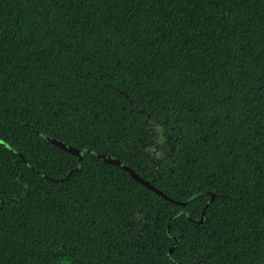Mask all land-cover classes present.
<instances>
[{"label": "trees", "instance_id": "trees-1", "mask_svg": "<svg viewBox=\"0 0 264 264\" xmlns=\"http://www.w3.org/2000/svg\"><path fill=\"white\" fill-rule=\"evenodd\" d=\"M0 94V264H264V0H0Z\"/></svg>", "mask_w": 264, "mask_h": 264}, {"label": "snow or ice", "instance_id": "snow-or-ice-1", "mask_svg": "<svg viewBox=\"0 0 264 264\" xmlns=\"http://www.w3.org/2000/svg\"><path fill=\"white\" fill-rule=\"evenodd\" d=\"M117 63H119V61H117ZM229 99H231V96H229ZM2 102H3V96L2 94H0V103ZM66 107L68 112L71 113L72 112L71 107L70 106H66ZM82 107L83 106H81V109ZM188 111H191V108H189ZM84 119H85V112L81 110L77 114L66 115L58 126V131L64 136L65 139L77 140L76 145L69 144V149L77 146L78 149H83L82 152L77 151L75 153L80 161H83L85 157L88 156L89 154V148L85 146L84 140H78L76 135V133L79 131V125L83 124ZM164 123L166 124L167 121H164ZM209 125L212 127V134L215 135L216 128L212 126L213 122L210 121ZM44 127H47L46 122ZM44 127L37 126V128L34 130V135L38 138L33 146L34 148L40 144V141L44 139V137L47 136V132L44 131ZM165 132L166 130L164 128L155 126L152 121L145 119L143 135L147 136L149 139H148V144L144 145V147L141 150L142 154L149 158H153V157L162 158L163 156H166L169 150L171 149L172 145L167 139ZM41 133H43V136H41ZM96 139L99 140V137L97 136ZM54 142L55 141L53 140V143ZM112 143L114 144L115 140H113ZM140 143L143 144V141H140ZM14 146H15L14 138L3 134V124L2 121H0V167H2L3 161L6 158V156L12 153ZM89 146H92L91 142H89ZM60 147H63V144H61ZM91 155L95 157L96 153H91ZM55 162L58 165L67 167V165L71 162V155L64 156L63 160L61 161L59 159V154H57ZM24 163L27 164L28 161L25 160ZM72 163H73V168L69 169L67 173L68 175L73 174V169L79 171V169L82 167V164L80 163H75V162ZM197 197H199V193H197ZM139 222H140V217L136 214V212H133V214L128 217L127 228L131 229L134 232H138ZM72 264H79V258H75ZM195 264H200V261H196Z\"/></svg>", "mask_w": 264, "mask_h": 264}, {"label": "water", "instance_id": "water-1", "mask_svg": "<svg viewBox=\"0 0 264 264\" xmlns=\"http://www.w3.org/2000/svg\"><path fill=\"white\" fill-rule=\"evenodd\" d=\"M54 141L55 142L53 143V140H50V143L53 144L54 146H56L57 148H59L60 150L68 153V154L76 155L75 154L77 152L76 149H74V148L69 149L68 145H66L62 142L56 141V140H54ZM61 144H63V147H60ZM97 159L103 163L110 164V165H113V166L119 168L120 170L127 173L135 182L139 183L140 185H142L145 188H148V189L154 191V187L148 181H145L142 178H140L132 169L125 166L120 161H118L112 157L106 156V155H98Z\"/></svg>", "mask_w": 264, "mask_h": 264}, {"label": "flooded vegetation", "instance_id": "flooded-vegetation-1", "mask_svg": "<svg viewBox=\"0 0 264 264\" xmlns=\"http://www.w3.org/2000/svg\"><path fill=\"white\" fill-rule=\"evenodd\" d=\"M138 216L140 217V222H139V224H140L143 222V218L140 215H138Z\"/></svg>", "mask_w": 264, "mask_h": 264}, {"label": "rangeland", "instance_id": "rangeland-1", "mask_svg": "<svg viewBox=\"0 0 264 264\" xmlns=\"http://www.w3.org/2000/svg\"><path fill=\"white\" fill-rule=\"evenodd\" d=\"M63 263L66 264L65 262H61V263H58V264H63Z\"/></svg>", "mask_w": 264, "mask_h": 264}]
</instances>
